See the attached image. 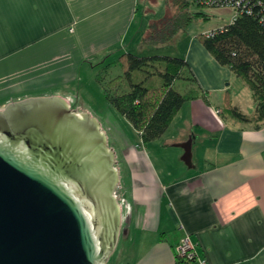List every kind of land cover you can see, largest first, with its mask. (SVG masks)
Instances as JSON below:
<instances>
[{
  "label": "crops",
  "instance_id": "0c3cea01",
  "mask_svg": "<svg viewBox=\"0 0 264 264\" xmlns=\"http://www.w3.org/2000/svg\"><path fill=\"white\" fill-rule=\"evenodd\" d=\"M161 1L165 11L167 0ZM156 4L0 0V109L32 96H59L71 107L87 89L104 95L111 76L120 74L111 65L98 78L106 64L125 51L151 55L166 46L140 43L158 16ZM171 43L177 50L170 55L185 57L208 101L184 102L156 139L171 149V161H151L134 129L140 141L128 143L123 156L129 191L110 264H178L175 246L183 235L203 264H264V120L256 126L223 111L229 97L254 119L252 91L189 30Z\"/></svg>",
  "mask_w": 264,
  "mask_h": 264
},
{
  "label": "water",
  "instance_id": "95a60500",
  "mask_svg": "<svg viewBox=\"0 0 264 264\" xmlns=\"http://www.w3.org/2000/svg\"><path fill=\"white\" fill-rule=\"evenodd\" d=\"M114 157L98 120L59 96L1 108L0 264H105L121 223Z\"/></svg>",
  "mask_w": 264,
  "mask_h": 264
},
{
  "label": "trees",
  "instance_id": "16d2710c",
  "mask_svg": "<svg viewBox=\"0 0 264 264\" xmlns=\"http://www.w3.org/2000/svg\"><path fill=\"white\" fill-rule=\"evenodd\" d=\"M193 5L204 7L197 0H167L164 13L147 22L140 43L169 44L178 34L188 31L191 21L212 17L209 12L193 9ZM251 9L250 13L237 14L211 34L196 36L221 65L230 67L235 76L248 84L256 102L254 119L232 105L229 97L223 111L241 120H254L258 126L264 120V0H256ZM111 65H119L122 73L105 84L106 100L132 124L143 144L163 135L184 102L195 98L208 101V92L200 88L183 56L125 51L106 64L98 78ZM177 82L181 91L175 88ZM124 83L127 89L119 91V85ZM175 257L178 264L199 263L195 256L188 258L175 253Z\"/></svg>",
  "mask_w": 264,
  "mask_h": 264
},
{
  "label": "rangeland",
  "instance_id": "374dc122",
  "mask_svg": "<svg viewBox=\"0 0 264 264\" xmlns=\"http://www.w3.org/2000/svg\"><path fill=\"white\" fill-rule=\"evenodd\" d=\"M154 4L157 2V6H154L157 15H162L164 8L162 7L163 2L161 0H151ZM193 9L209 12L212 14V17L208 20L197 19L190 22L188 30L190 31V35H197L202 33L204 30H209L215 28L219 24H227L231 20L232 10L230 8H217V7H201L198 5H193ZM146 46V45H145ZM176 44H166L163 48L156 50L154 54H171L170 50H177ZM150 55V54H148ZM120 72L122 73V69L119 65ZM106 73V72H105ZM117 74H113L111 77L116 76ZM110 77V78H111ZM95 87H97L95 85ZM100 88L99 85L97 89ZM175 88L181 91V84L179 82L176 83ZM127 89L126 83L119 85V91H123ZM111 93L114 91L111 88ZM72 109L81 108L86 109L92 117L96 118L99 123L102 125V131L106 135L107 146L114 151L115 154V167L118 169L119 173V181L116 184V196L118 200V204L120 205L121 214H124L126 208V194L129 191L128 181L125 180L126 169L124 168L125 158L123 157L126 153V146L130 142L140 141L138 135L135 133L134 127L132 124L121 115L114 107L109 105L106 100L105 95L95 96L93 91L86 90L84 95V100H74L71 104ZM83 107V108H82ZM143 150L147 153L148 157L151 161H155V159L161 158L165 160H172V151L162 150L160 143L156 142V140L151 141L147 144L142 143ZM120 169V171H119ZM125 171V173H124ZM111 256L107 260L105 264H110Z\"/></svg>",
  "mask_w": 264,
  "mask_h": 264
},
{
  "label": "built area",
  "instance_id": "2783aa9c",
  "mask_svg": "<svg viewBox=\"0 0 264 264\" xmlns=\"http://www.w3.org/2000/svg\"><path fill=\"white\" fill-rule=\"evenodd\" d=\"M199 4L206 7H225L230 8L233 11V17L230 21L239 13L247 12L250 13L252 11L251 7L256 0H197ZM214 30L210 32H206L207 34H211ZM219 112V110H217ZM175 253L180 256H187L188 258L196 257L197 252L195 246L192 244L188 235H183L178 243L175 246ZM199 261V260H198ZM200 264H203V261H199Z\"/></svg>",
  "mask_w": 264,
  "mask_h": 264
}]
</instances>
